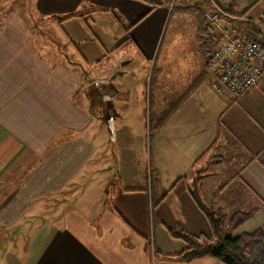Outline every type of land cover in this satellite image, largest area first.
<instances>
[{
	"label": "crops",
	"instance_id": "0c3cea01",
	"mask_svg": "<svg viewBox=\"0 0 264 264\" xmlns=\"http://www.w3.org/2000/svg\"><path fill=\"white\" fill-rule=\"evenodd\" d=\"M31 4L29 11L35 8L52 25L61 17L59 24L67 27L87 18L70 15L94 13L99 35L105 33L117 46L122 44L113 51L133 46L153 66L149 84L136 94L129 84L134 71L125 68L134 63L130 58L119 61L113 72L104 73L96 66L81 76L73 68L80 61L61 63L69 59L44 58L37 50L33 44L39 36L33 31H39L38 23L24 22L12 13L0 17V262L222 264L206 255L178 258L184 245L168 229L210 237L206 216L191 195L193 188L204 204L224 214L255 209L252 218L261 216L264 223V72L238 98L227 91L214 92L200 47L198 16L189 10L193 5L244 12L257 31L262 28L264 0H175L179 12H189V30L174 32L161 58L158 41L165 10L152 11L144 1L33 0ZM113 21L125 37L108 33ZM81 34V29L69 30L65 37L46 36L52 38L46 43H62L68 50L75 43L106 41L97 35L90 41ZM175 43L186 47L179 65L173 60L177 65L172 63L170 71L166 61ZM121 93L138 102L139 114L130 121H126L129 115L115 111L112 99L119 103ZM92 121L97 129L106 126L105 149L85 135ZM112 139L118 155L113 152L108 164L103 152H112ZM210 147L213 152H208ZM97 159H104L107 173L113 176L107 183L110 203L88 215L66 205L64 196L93 171ZM53 206L58 211L50 209ZM39 215H48L51 221L25 241L22 231L28 219ZM17 237L23 238L17 241ZM18 246L25 253L22 263L10 253Z\"/></svg>",
	"mask_w": 264,
	"mask_h": 264
},
{
	"label": "rangeland",
	"instance_id": "374dc122",
	"mask_svg": "<svg viewBox=\"0 0 264 264\" xmlns=\"http://www.w3.org/2000/svg\"><path fill=\"white\" fill-rule=\"evenodd\" d=\"M158 6H156L152 11L162 9L164 11V16L162 20V32L159 39V49H158V58H161L162 53L164 54L166 51V47L169 42V37L173 36V33L176 31H183L188 32L189 28H187V21H190V16L186 12H179L176 9V5L173 6V3L175 0H154ZM178 1V0H177ZM33 0H0V17L7 16L8 13H12L13 15L17 16L19 19H22L24 22L32 23H38L39 28L38 32L36 33L35 30L33 31L34 34H37L39 36L38 42L33 44L37 50L44 56V58L55 55L56 59H64L68 58L69 60L60 61L61 63L66 62H78L80 61V66L73 67L75 68V71H78L82 76L84 72L90 73L91 69L96 70V66H98L97 69H102L104 73L107 72H113L119 64V61L126 62L129 60V58L134 62L131 65L125 66L126 69L134 71V77L132 81H130V85L132 83V86L135 88L136 94H139L140 91H144V85L149 84L148 82V76L151 73L153 61L142 59V57L136 52L135 47L130 46L128 49L123 50H114L113 48L117 46L118 43H113V38H109L105 36V33L103 36L99 35L101 34L98 27H94L96 22L98 21V18L94 16L92 13H88L84 16L87 18H83V20H78V22H73L71 24H68L69 26H62L59 23L56 22V24L52 25L44 21L41 16H38L33 10L29 11V9H32V3ZM149 7H151V4H148ZM166 8V9H165ZM212 10L211 8L203 7L200 8L201 12ZM85 11L84 9L79 12ZM187 15V16H186ZM181 16V17H179ZM61 18V17H60ZM181 19V20H180ZM204 19V18H203ZM1 21V20H0ZM240 22V21H239ZM99 23V22H98ZM241 23V22H240ZM62 24V23H61ZM100 24V23H99ZM244 25V24H243ZM81 29V35L89 36L90 41H94L95 38L92 37L94 35H97L98 40H106L105 43L100 44L98 42L94 43H75L72 45H68V50L65 49V45L62 43H46V41L52 40V38H46V36L51 35H60L64 36L66 35L67 31H79ZM108 33L112 36L113 34H121L123 37L124 34L122 32V29L120 25L115 21H113V24L107 27ZM97 32V33H96ZM49 34V35H47ZM176 38V37H174ZM36 39V38H35ZM54 40H58L59 38H53ZM109 39V43L108 42ZM176 42L181 40V37H178V39H175ZM186 47V44L181 43H175V45L172 48V54L170 58L168 59V62L166 61L167 69L172 71V63H177L179 65L182 52L184 51V48ZM188 48V47H187ZM82 55L85 56V58L82 57ZM58 56V57H57ZM109 58L106 61H102V58ZM168 57V56H167ZM93 58L92 60H90ZM50 59V58H49ZM175 60V62H173ZM172 61V62H171ZM75 62V63H76ZM170 62V63H169ZM176 64V65H177ZM177 68V67H176ZM82 79V78H81ZM146 79V80H145ZM123 81V80H122ZM166 84H172L169 83L168 80H166ZM171 81V78H170ZM153 85V84H152ZM166 86V85H164ZM129 94V93H128ZM122 97V101L118 103L116 99L113 103H115V111L116 113H121L126 117V121H130L133 118H136L139 114V106L138 102L133 101L129 95H126L125 93L120 94ZM166 100H170L169 98H166ZM124 106V108H122ZM147 106V105H146ZM145 111H148L145 108ZM153 116L152 114H150ZM119 120L115 119V127L118 128L119 126ZM127 123V122H126ZM124 123V125L129 128L132 125H127ZM130 131V130H127ZM66 134V133H63ZM88 138L93 139L96 142H101L103 145V148L105 149L108 147L106 141L107 132H106V126L103 125L102 129H97L96 124L94 121H92L88 127V130L85 134ZM61 136V135H60ZM59 136V137H60ZM110 140V139H109ZM113 139L110 142V149H113L112 152L109 150V152H103V154L106 156L107 159H110L108 164H111L112 156L111 154L114 152L116 155H118V148L116 145L113 147ZM140 152V150H139ZM105 159V157H104ZM103 160L97 159L92 165L94 167L93 171L90 173H87L84 179H82L76 186L72 185L70 187L69 192L64 196V201L66 205H74L77 208H81L84 213L90 215L93 212L99 210L102 206L109 205L110 197L108 196V190L111 188V186L107 187V183L109 179L113 178L111 176V173H107V170L105 168V162ZM92 169V168H91ZM114 176L116 175V172H113ZM142 176L144 177L145 173L141 172ZM116 184V183H115ZM108 188V189H107ZM61 205V204H60ZM50 206V205H49ZM255 206V205H251ZM50 209H53L54 212L58 211L55 206L51 207ZM245 209H248L247 205L245 206ZM49 211V210H48ZM28 223L25 225L23 229V233L25 234V241H28L30 236L34 234L38 229H41L44 225H47L51 219L48 215H44L43 217L39 215V217H33L31 219H28ZM45 221V222H42ZM262 218L261 216H257L251 218L248 222H246L244 225L240 226L233 235L239 234L243 231L251 232L252 230H255L256 228L262 227L264 223L261 222ZM261 224V225H260ZM23 237H17V241H20ZM28 244V243H27ZM20 246L17 247V252L14 250L15 256L18 257V260L22 263L25 261V253L24 251H21ZM2 254V253H0ZM0 264H12V261L10 259H3Z\"/></svg>",
	"mask_w": 264,
	"mask_h": 264
},
{
	"label": "trees",
	"instance_id": "16d2710c",
	"mask_svg": "<svg viewBox=\"0 0 264 264\" xmlns=\"http://www.w3.org/2000/svg\"><path fill=\"white\" fill-rule=\"evenodd\" d=\"M147 4H151V8H155L158 4L154 0H141ZM209 7V6H208ZM220 16L230 21H240L249 31L255 32L252 26L251 19L244 12L235 14L231 11L218 10L210 6ZM199 12H197V11ZM190 12L195 13L198 17V37L202 55L207 57L210 50V43L206 37L204 19L200 9L197 6L190 7ZM93 12V11H90ZM186 13H189L186 11ZM82 15L72 14V17H82ZM67 19V18H65ZM57 23L64 19L56 18ZM126 32L129 28L125 29ZM121 45L116 47L119 48ZM214 147H210L208 152H213ZM111 193V190H108ZM191 195L206 216L210 226V237L192 236L182 232L181 230L168 229V233L172 238L181 241L184 249L176 256L182 260H190L199 256H211L222 264H264V224L262 227L256 228L251 232L243 231L239 234L233 233L246 222H248L256 213V210L241 211L236 210L231 214H224L220 208L214 207L212 204H204L199 196L197 188H193ZM161 199L152 203V208H155Z\"/></svg>",
	"mask_w": 264,
	"mask_h": 264
},
{
	"label": "built area",
	"instance_id": "2783aa9c",
	"mask_svg": "<svg viewBox=\"0 0 264 264\" xmlns=\"http://www.w3.org/2000/svg\"><path fill=\"white\" fill-rule=\"evenodd\" d=\"M201 14L211 41L206 57L210 87L238 98L254 87L264 72V16L260 19L262 28L252 32L215 10Z\"/></svg>",
	"mask_w": 264,
	"mask_h": 264
}]
</instances>
